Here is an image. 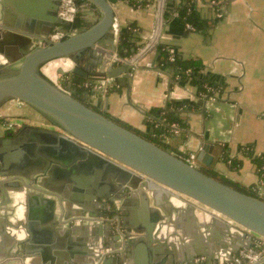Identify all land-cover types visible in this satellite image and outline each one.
<instances>
[{"label": "water", "instance_id": "1", "mask_svg": "<svg viewBox=\"0 0 264 264\" xmlns=\"http://www.w3.org/2000/svg\"><path fill=\"white\" fill-rule=\"evenodd\" d=\"M0 1V108L23 102L54 127L0 136V201L12 202L11 215L23 219L10 226L14 221L1 213L0 264H193L199 256L226 264L255 245L251 232L264 237V199L121 125L107 115V98L105 109H94L71 84L64 88L44 72L65 59L76 75L128 87L137 61L156 45L168 0H158L154 35L131 58L118 51L110 0H87L101 14L79 27L59 17L61 0L47 19L34 0ZM56 26L65 39H50ZM213 151L204 144L197 161L210 166ZM118 201L123 232L110 221L70 219H97L107 202Z\"/></svg>", "mask_w": 264, "mask_h": 264}, {"label": "crops", "instance_id": "2", "mask_svg": "<svg viewBox=\"0 0 264 264\" xmlns=\"http://www.w3.org/2000/svg\"><path fill=\"white\" fill-rule=\"evenodd\" d=\"M34 1L46 19L56 11L54 0ZM110 1L116 7V20L121 31L127 32L132 26L137 29L136 33L131 32V45L122 54L125 58H131L132 50L140 52L154 35L158 0H146L144 6L137 8L129 0ZM218 1L225 11L224 17L213 22L215 9L212 7L213 11L208 6V0L198 1V12L206 21L207 28L189 31L176 12L172 11L171 6H176L180 0H168L161 34L156 45L137 61L129 86L123 87L116 80L118 88L108 96L103 98L91 90H85L82 98L94 109L102 110L107 98V115L140 131H149L147 120L152 110L165 109L171 101L186 104L180 115L186 121L187 129L180 135L168 137V150L180 156L183 153H199L206 143L214 145L211 165L198 161L196 165L216 172L240 187L257 190L260 185L257 166L242 153L241 148L251 144L256 154L264 152V0ZM77 6L81 26L94 24L99 19L101 11L91 2L84 0ZM2 14L1 7L0 16ZM57 28L60 26L54 27L53 31ZM161 45L183 58L202 62V74L224 86L221 93L215 92V101L202 98L195 86L175 80L169 72L158 69V48ZM59 61L66 60L49 63L44 67V72L52 79L55 77L53 80L57 83L71 84L72 78L67 81L59 72ZM121 64L115 63L114 67ZM91 79L84 80L87 82ZM15 106L10 101L6 107ZM2 129L0 125V133ZM116 205L120 207L121 201ZM13 209L12 202L0 201V215L4 213L5 218L14 221L10 226L23 222L21 215H17V218L15 214L11 215ZM199 214L198 220L202 221L200 209ZM189 222V218L183 220L184 225Z\"/></svg>", "mask_w": 264, "mask_h": 264}, {"label": "trees", "instance_id": "3", "mask_svg": "<svg viewBox=\"0 0 264 264\" xmlns=\"http://www.w3.org/2000/svg\"><path fill=\"white\" fill-rule=\"evenodd\" d=\"M198 1L206 2V0H180L179 3L176 4V6H171L172 11L176 12L178 17L186 24L191 23L193 27L195 28L194 31H203L207 28L206 21L201 18L199 15L197 6ZM129 3L134 7H142L144 6L147 1L146 0H129ZM209 4V2H208ZM219 19L215 18L213 22H217ZM81 21L79 20V17L75 19V21L72 23L73 27H79L81 26ZM131 32L136 33L137 29L135 27L129 28V31H121L119 35V47L118 51L120 54H123L125 51H127L131 45V40L133 38V35L131 37ZM66 36H64L63 39H65ZM131 39V40H130ZM159 56L157 61L158 69L162 71L169 72L175 80H179L183 83H189L190 85H193L197 88L198 93L201 94L200 96L206 95L207 97H211L215 94L216 91L222 92L223 91V85L215 81L213 78L205 77L202 74V62L199 59L194 58H183L177 53L172 52L165 46H159L158 48ZM171 57L174 58V60H171ZM190 70V73H187L186 71ZM84 77L74 76L71 80V91L75 97H78L80 99L82 98V95L85 90H87L83 83L85 82ZM87 80V79H86ZM67 86L66 84H64ZM89 106H91L88 102H86ZM187 107L186 104L177 103L175 101H171L168 104V107L165 109H154L151 111V113L148 116L147 124L149 126V131H140L138 129L133 128L132 126L128 125L127 123H124L118 119H114L117 122H119L121 125H124L125 127L132 129L133 131L137 132L138 134L142 135L143 137L147 138L148 140L158 144L164 149H168L167 145V139L169 136H171L173 133L171 131V125L173 123H178L179 126L182 128L187 129V123L186 121L181 117L180 111L184 109V107ZM242 153L253 160V162L257 166V171L260 176V179L264 180V152L261 154H256L254 152L253 145L248 144L244 145L241 148ZM235 163V160L233 161ZM204 172L207 174L215 177L216 179L232 186L237 189H239L242 192L248 193L249 195L262 198L258 191L253 188L245 189L243 187H240L233 183L232 181H229L228 179L220 176L216 172L209 171L207 169H203ZM109 205V209L106 211L109 216H113L116 214H120V211L117 210L116 205L113 202H107Z\"/></svg>", "mask_w": 264, "mask_h": 264}, {"label": "built area", "instance_id": "4", "mask_svg": "<svg viewBox=\"0 0 264 264\" xmlns=\"http://www.w3.org/2000/svg\"><path fill=\"white\" fill-rule=\"evenodd\" d=\"M210 5L213 6H218L217 11H216V18L221 19L224 17V9L222 8L220 2L218 0H211ZM59 16L66 21L71 22V24L75 21V19L78 16V6L77 4L73 1V0H61V4L59 7V11H58ZM120 25L119 23L115 22L114 24V29L116 32V37L119 38L121 29H120ZM186 28L189 31H194L195 28L193 27V25L191 23L186 24ZM64 34L60 31V28H57L54 33L50 36V39L52 41H59L60 39L64 38ZM171 60H174L173 57H171ZM187 73H190V70L186 71ZM83 86L87 89V90H91L94 94H98L100 96H102L103 98L108 96V94L115 88H118V83L116 81V79L113 78H109V77H95L93 79H91L90 81L84 82ZM201 95V94H200ZM206 97V95L202 96ZM208 99L215 101L216 97L211 96L208 97ZM11 102H13L15 105H19V104H24L23 102H19L16 100H12ZM39 125L43 126V127H50L52 126L50 123L46 122V120H44L43 118H39ZM18 123H5L2 125V127L7 128V129H15L17 128ZM185 130V128H182L181 126H179L178 123H173L171 125V131H172V135H180L183 131ZM180 157L184 158L188 163H190L191 165H196L197 163V153L192 152V153H183L182 155H180ZM259 195L262 197V199H264V180L260 179V185L259 188L257 189ZM116 205V203H114ZM117 210H118V205H116ZM211 215L213 214V216L215 217H220L223 220H227V218H225L222 215H217L214 212H210ZM119 216L116 217H111L109 215H104V216H100L97 219H92L90 217L87 216H79V217H72L70 218L71 221H73V223L76 221V223L78 222H91L93 220L99 221V222H112L114 224V226L116 227V229H118L120 232L122 230L121 225L119 224ZM251 234L253 235L254 238V242L255 245L253 247H249V248H244L241 249L236 255H234V261L232 262H227L226 264H256L257 262H259L260 260L264 259V237L258 234H255L253 232H251ZM124 238V237H122ZM183 264H189V263H183ZM193 264H206L205 263V258L202 256L196 257L194 259V263Z\"/></svg>", "mask_w": 264, "mask_h": 264}, {"label": "rangeland", "instance_id": "5", "mask_svg": "<svg viewBox=\"0 0 264 264\" xmlns=\"http://www.w3.org/2000/svg\"><path fill=\"white\" fill-rule=\"evenodd\" d=\"M211 0H208L210 3ZM221 3V2H220ZM210 8L215 9V13L217 11L218 6H213L208 4ZM214 9H212L214 11ZM59 72L63 75L64 79L67 81L69 78H74L71 70L60 69ZM55 79V77H53ZM64 88H68L64 85V83H59ZM87 102V101H86ZM43 118L40 114H38L33 108L28 106L27 104H19L15 107L7 108L5 105L0 108V125L2 126L5 123H18L21 119L29 122L31 125H39V118ZM44 119V118H43Z\"/></svg>", "mask_w": 264, "mask_h": 264}, {"label": "flooded vegetation", "instance_id": "6", "mask_svg": "<svg viewBox=\"0 0 264 264\" xmlns=\"http://www.w3.org/2000/svg\"><path fill=\"white\" fill-rule=\"evenodd\" d=\"M72 74L74 75V76H79V75H76L73 71H72ZM79 77H81V76H79ZM72 84V83H71ZM28 126H33V125H31L29 122H27V121H25L24 119H21V121L20 122H18V126H17V128H15V129H13V130H11V129H7V128H4V127H2L3 129H2V133H0V136H2V137H5V136H7V134L8 133H10V132H12L14 135H17V134H19L20 132H22V131H24ZM34 127H37V128H47V129H54V127L53 126H50V127H43V126H41V125H34ZM107 205H108V203H107ZM110 207H109V205H108V208L104 211V213L106 214V215H109L106 211L109 209ZM116 216H119L118 218H119V220L122 218V215H121V212H120V214H116V215H113V216H111V217H116Z\"/></svg>", "mask_w": 264, "mask_h": 264}, {"label": "bare ground", "instance_id": "7", "mask_svg": "<svg viewBox=\"0 0 264 264\" xmlns=\"http://www.w3.org/2000/svg\"><path fill=\"white\" fill-rule=\"evenodd\" d=\"M71 63L69 62V61H59L58 62V68H61V69H65V70H69V69H71ZM48 71V70H47ZM38 118H40V117H38ZM153 187L154 188H156L155 187V185H153ZM184 201H188V200H185V199H183ZM190 201V200H189ZM210 216H213V214L211 215L210 213H208ZM218 217V216H217Z\"/></svg>", "mask_w": 264, "mask_h": 264}]
</instances>
